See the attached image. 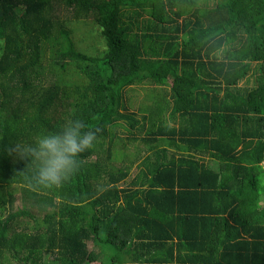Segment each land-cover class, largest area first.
Masks as SVG:
<instances>
[{
	"label": "trees",
	"instance_id": "obj_1",
	"mask_svg": "<svg viewBox=\"0 0 264 264\" xmlns=\"http://www.w3.org/2000/svg\"><path fill=\"white\" fill-rule=\"evenodd\" d=\"M70 118L95 146L29 187L10 150ZM0 264H264V0H0Z\"/></svg>",
	"mask_w": 264,
	"mask_h": 264
},
{
	"label": "clouds",
	"instance_id": "obj_2",
	"mask_svg": "<svg viewBox=\"0 0 264 264\" xmlns=\"http://www.w3.org/2000/svg\"><path fill=\"white\" fill-rule=\"evenodd\" d=\"M96 142L94 130L70 118L58 129L41 132L33 142L16 144L10 151L27 162L29 187L54 189L70 181L81 167L80 155Z\"/></svg>",
	"mask_w": 264,
	"mask_h": 264
},
{
	"label": "rangeland",
	"instance_id": "obj_3",
	"mask_svg": "<svg viewBox=\"0 0 264 264\" xmlns=\"http://www.w3.org/2000/svg\"><path fill=\"white\" fill-rule=\"evenodd\" d=\"M211 3H212V1H209V4H211ZM54 13H57V15H60V16H64V14L66 12H65L64 8H62V9H58L57 8L54 11ZM88 23H90V22L87 21L86 24H88ZM80 27H82V28H80ZM72 28H75V33L73 35V38H74L75 42L78 44L79 48L87 50V49H89V47H92L94 50L90 49V51H94V53L95 52H99V51L101 52L103 50V45H102L103 43H102L101 38H100L99 35H94V37L92 39V42H88L87 41V44H88L89 47L88 46L87 47H83L85 45V43H83L82 40L85 37H84L82 32H84L83 30H86L87 28H91V25H88L87 27H83L82 23H80V24L79 23H75V24L72 25ZM93 33L96 34L97 30L94 29ZM252 80H253V75L250 74L247 82L252 83ZM165 81H166V84L164 83V84H162L160 86L161 87L160 91L163 92V93L164 92H168L169 89H171V86H172V78L171 77H167ZM147 82H149V81H146V83ZM146 83L144 85L139 86V87H135L133 89H129L128 93H127V98L129 99V102L127 104V106H128L127 110L129 112H132V113L136 114L135 118L137 120H139V122H140L139 124L141 125L144 122L145 127H147L148 122H146L147 120H143L142 119L144 116H146V113L144 114V112H141L142 103L144 101V98L146 97L147 92L150 91V89L155 90L154 88L149 87V86H154L153 82H150V85H148ZM127 131H128V129H127ZM127 131L122 129V128H117L116 129V131H115L116 134L120 135V137L122 138L121 140H123L119 144H117V147H118V149L126 150V152L128 154H130L129 155V157H130L129 159H134V157L136 155V152H137V149L143 147V145L140 142L139 138L144 137V133L142 132V133H140L139 136H137L138 141L136 142V141H132L131 136L128 134ZM129 159H127V160H129ZM102 163H104V162H102ZM15 196L17 198H19L18 194H16ZM21 206H25L27 208H30V205L25 203L24 201L21 202V201L18 200L17 202L14 203V209L16 207L20 208ZM31 211L34 212V213L36 212V210H31ZM49 260H51V259L49 258Z\"/></svg>",
	"mask_w": 264,
	"mask_h": 264
},
{
	"label": "crops",
	"instance_id": "obj_4",
	"mask_svg": "<svg viewBox=\"0 0 264 264\" xmlns=\"http://www.w3.org/2000/svg\"><path fill=\"white\" fill-rule=\"evenodd\" d=\"M172 125V123L170 124V126ZM177 157H195L199 162L204 163L206 165H211L213 167V169L216 171L218 170V162L212 157L211 152H207L204 155H198V156H194L193 153H191V155H189L190 153H187L186 151H182V150H177ZM181 157V158H182Z\"/></svg>",
	"mask_w": 264,
	"mask_h": 264
}]
</instances>
